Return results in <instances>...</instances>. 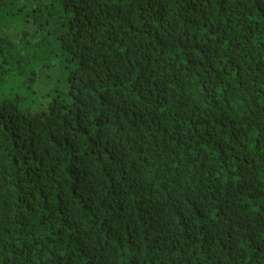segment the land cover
<instances>
[{"label": "trees", "instance_id": "obj_1", "mask_svg": "<svg viewBox=\"0 0 264 264\" xmlns=\"http://www.w3.org/2000/svg\"><path fill=\"white\" fill-rule=\"evenodd\" d=\"M0 264H264V0H0Z\"/></svg>", "mask_w": 264, "mask_h": 264}]
</instances>
